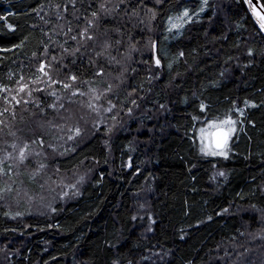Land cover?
<instances>
[{"label":"trees","instance_id":"1","mask_svg":"<svg viewBox=\"0 0 264 264\" xmlns=\"http://www.w3.org/2000/svg\"><path fill=\"white\" fill-rule=\"evenodd\" d=\"M203 2L0 0V264H264V34Z\"/></svg>","mask_w":264,"mask_h":264},{"label":"snow or ice","instance_id":"2","mask_svg":"<svg viewBox=\"0 0 264 264\" xmlns=\"http://www.w3.org/2000/svg\"><path fill=\"white\" fill-rule=\"evenodd\" d=\"M249 3H251V0H249ZM253 11L254 14L257 18V20L259 21V25L261 29H264V14H261V12L255 11V7H253ZM96 13H93V16H95ZM183 17H188V19H191V17H189L188 12L185 11L183 13L182 17H178V19H183ZM181 25L179 24H173L172 27H180ZM89 39H91V37H89ZM157 64H159V60L156 61ZM44 65L42 64L40 67V71L44 73V75H48L47 72H44ZM23 79V78H21ZM72 80H75L76 77L72 76L71 77ZM27 87V85H21L20 87V91H24L25 88ZM65 88L70 87V85L68 84H64ZM109 90H111L109 88ZM81 95H83V93H81ZM13 99H15L13 97ZM96 99H99V97H96ZM17 103H19V101H17ZM89 107H92V105L90 104ZM201 107L203 108V105H201ZM109 111L111 109H108ZM242 111V110H241ZM236 121L232 120L230 117L224 120H221L219 122H211L208 124V126L206 128H202L200 129V133H201V138L203 140L206 141V144L204 145V147L201 148L202 152H205V154H210V155H223V156H227V152L225 151V149H227L228 146V141L231 138L232 134L236 131L234 125H235ZM77 134H79V129H76ZM72 137H69V139H71ZM42 143V142H41ZM15 147V146H13ZM28 147L27 144L24 145L23 148L20 149L19 152V159L21 161H23L26 158V153H25V149ZM43 167V166H41ZM221 175H223V173H221ZM10 190V189H8Z\"/></svg>","mask_w":264,"mask_h":264},{"label":"rangeland","instance_id":"3","mask_svg":"<svg viewBox=\"0 0 264 264\" xmlns=\"http://www.w3.org/2000/svg\"><path fill=\"white\" fill-rule=\"evenodd\" d=\"M204 2H203V6L198 10V12H195V13H192V14H188L189 15V17H192V16H194V15H198V14H201V13H203L205 10H206V7H207V2H208V0H203ZM185 11H187V10H185ZM185 11H183L182 12V14L180 15V17H182L183 16V13L185 12ZM187 19H188V17H183V19H178V17L175 19V18H171L170 19V22H169V27L171 28V29H174V31L175 30H180L183 26H184V24H185V22L187 21ZM173 24H179V25H181L180 27H172V25ZM245 105H247V103L245 104ZM247 106H251L250 104H248ZM237 108V107H236ZM227 118H229V117H226L225 119H227ZM232 120H234L235 121V119L234 118H231ZM219 121H221V120H217V121H215V122H219ZM211 122H213V121H211ZM210 121L208 122V123H206V124H204V126L202 127V128H206L207 126H208V124L209 123H211ZM234 127H235V129H236V123H235V125H234ZM236 134V133H235ZM235 134H232L233 136L235 135ZM206 142V141H205ZM225 151L227 152V149H225ZM71 177H73V176H71Z\"/></svg>","mask_w":264,"mask_h":264},{"label":"water","instance_id":"4","mask_svg":"<svg viewBox=\"0 0 264 264\" xmlns=\"http://www.w3.org/2000/svg\"><path fill=\"white\" fill-rule=\"evenodd\" d=\"M245 2L247 3L253 18L255 19L257 25L260 28L259 21L257 20L255 14H254V11H253V7H255V11H258V12H261V14H264V3H263V1L262 0H251V3H249V0H245ZM260 30L264 34V29L260 28Z\"/></svg>","mask_w":264,"mask_h":264},{"label":"bare ground","instance_id":"5","mask_svg":"<svg viewBox=\"0 0 264 264\" xmlns=\"http://www.w3.org/2000/svg\"><path fill=\"white\" fill-rule=\"evenodd\" d=\"M246 5H247V3H246ZM247 7H248V5H247ZM248 9H249V7H248ZM249 10H250V9H249ZM241 131H242V130H241ZM247 133H248V132H247ZM241 135H244V134H241ZM241 135H240V136H241ZM242 137H243V136H242ZM228 145H229V144H228ZM230 145H231V143H230ZM230 145H229V146H230ZM232 145L234 146V144H232ZM230 148H231V146H230ZM234 148H235V147H234ZM230 150H231V149H230ZM234 150H235V149H234Z\"/></svg>","mask_w":264,"mask_h":264}]
</instances>
